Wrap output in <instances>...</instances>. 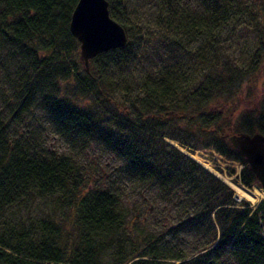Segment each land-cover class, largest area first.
I'll use <instances>...</instances> for the list:
<instances>
[{
  "label": "trees",
  "instance_id": "trees-1",
  "mask_svg": "<svg viewBox=\"0 0 264 264\" xmlns=\"http://www.w3.org/2000/svg\"><path fill=\"white\" fill-rule=\"evenodd\" d=\"M107 1L126 43L91 59L99 66L98 79L83 65L79 78L74 75L83 94H100L106 82L113 92L124 89L123 99L114 98L97 117L96 110L60 95L58 87L70 76L67 59H79L78 42L68 29L77 0H0V264H264V201L251 208L234 200L226 183L164 139L191 149L213 148L242 164L241 183L258 184L228 136L264 135V97L251 112L221 126L220 91L237 72L225 78L221 62L216 66L225 28L241 18L257 25L252 7L247 0H197L195 10L187 0H156L172 28L164 30L172 34L168 40L188 54L191 66L167 62L136 87L109 79L108 70L129 59L133 25L124 0ZM252 34L260 44L259 25ZM259 61L245 54L240 61L245 68L238 72ZM195 68L204 69L197 81ZM35 104L81 152L96 143L112 154L117 165L109 183H90L77 155L56 154L38 140L22 119ZM131 193L146 200L150 194L159 208L149 222L152 230L133 224L130 231L142 236L125 234L128 209L122 201ZM36 201L42 209L21 215Z\"/></svg>",
  "mask_w": 264,
  "mask_h": 264
},
{
  "label": "rangeland",
  "instance_id": "rangeland-1",
  "mask_svg": "<svg viewBox=\"0 0 264 264\" xmlns=\"http://www.w3.org/2000/svg\"><path fill=\"white\" fill-rule=\"evenodd\" d=\"M247 1L252 7L251 13L255 18V23L260 27L262 41L260 44H254L252 30L257 25L254 26L253 19L241 18L240 20L233 21L230 26L225 28V32L223 31V34L220 37L221 41L216 45V66L218 62H221L219 71L222 76L228 78L231 71L235 70V72H237L233 76L236 78L235 81H232V83L225 87L224 90L220 91L219 105L216 102L217 100H213V102H216L218 105L222 115L225 116L223 121L221 120V126H224L228 120L238 118L239 114L243 115L244 112H251L255 107L259 106L258 98L261 96L264 97V0ZM187 2L192 9L198 10L199 4L197 0H187ZM124 5L123 6L126 7V13L131 19L129 22L132 23V28H134H131L133 35L129 45L130 50H128L130 56L127 62L117 64L108 70L109 79L112 78L117 82L124 80L127 85L130 84L137 87L138 83L145 79L147 73H154L152 76L157 75L156 70H159V67L167 62H170L171 64L178 62L185 66L189 65L190 60L188 59V54H185L179 48L173 46V43L168 40L172 36L170 31H164L170 26L168 23V15L165 16V14L161 12L162 8L156 0H124ZM169 30H172V28H169ZM256 47H261L263 49V56L256 54V51L258 50ZM78 51L76 53L77 57ZM171 51L172 55L170 54ZM250 52L252 54H249ZM245 54L249 57L256 55L260 61L258 67L245 69L244 72L241 73L238 71L245 67L240 65V61L244 58ZM195 65L197 66L198 64ZM190 66L191 64L188 67L190 68ZM66 67L70 71V76L67 79H60L58 81L60 95L66 98L74 97V100L84 108L92 111L96 110L97 114L95 115L97 117L103 116L102 112L110 109V102L113 101L114 98L118 101L123 99L122 97L125 95L124 89L119 87L117 92H113L111 90L112 85L108 82L102 84L100 94H83L77 92L74 75L82 69V64L78 58H70L67 59ZM98 69L99 66L97 64L95 66V63L90 61L88 70L92 71V75H94L96 79L100 76ZM9 70L13 72V67ZM195 70L197 72L198 68H195ZM200 71L203 73L204 69ZM200 71L195 75V81L202 77ZM206 72H208L207 69L205 70V73ZM227 74L228 76H226ZM76 77L79 78L78 73L76 74ZM192 84H195V82L190 83V85ZM192 88L193 86L191 89ZM125 106V108H127V102H125ZM192 110L193 108L189 111ZM22 119L25 120L24 123H27L30 128L33 129L38 140L42 142L45 147L50 148L56 154L71 155V157L77 155V159L75 160L80 162L83 161L81 164L87 165L85 168L88 171L87 174L90 176V183H104L106 185L109 183L110 179L115 176L114 168L115 165H117V162L104 146L101 144L97 145L96 143H90L89 146L81 152L74 145H71V137L61 134L47 112L36 106V104L33 108H30L23 114ZM21 127H19L18 130H21ZM173 134L175 135L176 131H173ZM164 139L170 145L178 148L190 159L192 158L189 157V153H198L201 159L209 163L212 169L218 174H214L211 171L209 172L201 163L196 160L194 161H196L202 169L226 183L232 189L233 194H235V192L224 180L225 177L248 188H251L252 186L260 187L259 184L255 183L251 186L241 183L239 174L242 169V164L239 161L227 158L213 148L191 149V147L188 146V148L182 147L174 138L166 136ZM120 184L121 182H119V185ZM123 185L126 186L124 183ZM124 188L126 192L131 190L127 186ZM143 193H145V191H143ZM146 195L148 200L144 199L140 193H131L122 201L123 205L128 209V214L126 216L128 222L125 233L127 236L132 235L133 237L136 235H143V233L134 229L133 231H130L134 226L133 224H137L141 230L144 231H146L147 228L152 230L149 225L150 220L156 218L155 216L160 215V212H158L159 208L155 204L156 200L150 198V194ZM241 200L246 201L251 208H254L259 201H264L263 199H259L250 202L245 198H241ZM133 203L138 206V209L132 208ZM37 204L38 201L32 205L24 207L21 211V215L27 213L28 210L32 213H36L37 210L39 211V209H42V204L40 206ZM169 211L170 209L167 210V212ZM153 231L155 232V230ZM163 239L171 244L172 247H176L175 244H172L173 242L170 241L169 236H166Z\"/></svg>",
  "mask_w": 264,
  "mask_h": 264
},
{
  "label": "water",
  "instance_id": "water-1",
  "mask_svg": "<svg viewBox=\"0 0 264 264\" xmlns=\"http://www.w3.org/2000/svg\"><path fill=\"white\" fill-rule=\"evenodd\" d=\"M68 29L78 42V56L85 71H88L94 56L122 47L127 40L124 28L109 15L107 0H77ZM228 141L245 157L257 183L264 190V135L260 132L236 133L229 135ZM233 198L241 200L236 193Z\"/></svg>",
  "mask_w": 264,
  "mask_h": 264
},
{
  "label": "bare ground",
  "instance_id": "bare-ground-1",
  "mask_svg": "<svg viewBox=\"0 0 264 264\" xmlns=\"http://www.w3.org/2000/svg\"><path fill=\"white\" fill-rule=\"evenodd\" d=\"M190 157L201 163L208 171L216 174L209 163L203 161L198 153H189ZM218 174V173H217ZM224 179V178H223ZM234 190V192L241 198H245L250 202L257 201L259 199L264 200V190L257 186H252L251 188L245 187L242 184L229 180V178L224 179Z\"/></svg>",
  "mask_w": 264,
  "mask_h": 264
}]
</instances>
